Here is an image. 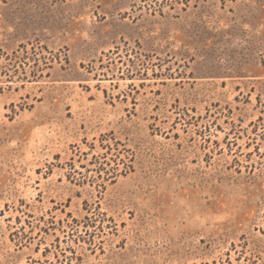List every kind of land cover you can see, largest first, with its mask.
I'll return each mask as SVG.
<instances>
[{
  "label": "rangeland",
  "instance_id": "1",
  "mask_svg": "<svg viewBox=\"0 0 264 264\" xmlns=\"http://www.w3.org/2000/svg\"><path fill=\"white\" fill-rule=\"evenodd\" d=\"M0 264H264V0H0Z\"/></svg>",
  "mask_w": 264,
  "mask_h": 264
}]
</instances>
